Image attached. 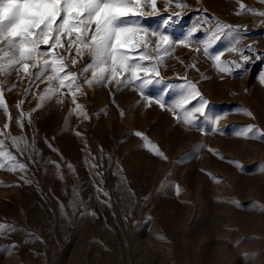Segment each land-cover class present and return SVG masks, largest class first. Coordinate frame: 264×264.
Masks as SVG:
<instances>
[{"label":"rangeland","instance_id":"obj_1","mask_svg":"<svg viewBox=\"0 0 264 264\" xmlns=\"http://www.w3.org/2000/svg\"><path fill=\"white\" fill-rule=\"evenodd\" d=\"M181 2L188 8L165 12L158 0L160 16L144 17L142 23L159 30L162 18L181 12L168 34L179 41L199 25L195 38L202 40L203 18L215 17L240 26L244 38L236 47L251 45L254 53H264V17L247 11L264 12L261 0ZM228 44L223 39L210 52L223 51L225 63L240 59L227 51ZM149 54L156 53L150 49ZM246 68L231 65L230 74L220 73L202 46L175 43L159 66L163 83L149 86L151 97L163 94L171 100L186 77L222 117L214 126L223 133L203 134L178 123L167 108L149 106L132 87L117 92L111 86L84 85V95L76 99L88 119L73 111L69 96L31 111L37 100L25 98L27 81L5 91L13 119L0 110V127L9 123L11 135H23L30 147L21 155L9 146L27 172L0 170V184L14 185L0 187V222L17 225L14 233L0 236V264H264V143L232 135L248 124L264 132V61H250ZM21 100L25 103L16 108ZM22 111L23 129L16 123ZM196 118L201 119L198 113ZM136 132L167 159L144 147ZM75 191L80 193L76 201ZM248 253L254 258L246 259Z\"/></svg>","mask_w":264,"mask_h":264},{"label":"snow or ice","instance_id":"obj_2","mask_svg":"<svg viewBox=\"0 0 264 264\" xmlns=\"http://www.w3.org/2000/svg\"><path fill=\"white\" fill-rule=\"evenodd\" d=\"M157 3L158 0H0V110H3L9 121L13 119L5 102V91L14 90L20 81H27V87L24 88L25 98L32 95L37 100L31 111L39 109L52 99L63 103L64 97L69 96L73 111L84 119L89 118L88 114L76 99L78 95H84V85L111 86L117 92L132 87L142 99L148 101L149 106L156 103L162 110L167 108L178 123L195 127L203 134L223 133L222 129L214 126L222 117L213 112L209 101L203 98L196 84L187 81L186 77L175 98L166 100L163 94L150 96L149 86L163 83L162 78H159V66L164 63L175 43L184 47H190L193 43L202 46L203 55L213 61V66L218 72L226 74L231 73V65L247 71L246 65L250 61H264V53H254L251 45L244 49L236 47L244 38L240 26L224 24L215 17L203 18V24L207 25L204 39L195 38V33L199 30L198 25L177 41L168 34V29L181 17V12L162 18L159 30L142 23L144 17L160 16ZM162 3L165 12L172 7L180 10L188 8L181 0H162ZM239 7L242 11L245 10L243 4ZM247 11L264 17V12H255L252 9ZM239 14L240 12H237V15ZM223 39L229 41L227 51L240 59L225 63L221 60L223 51L210 52V49ZM150 49L156 54L150 55ZM196 51L199 52L200 47H197ZM85 56L89 58L88 62L77 71H72L71 69L80 64ZM89 73L90 75H86ZM13 75L15 82L8 83ZM260 83L264 86V76L260 78ZM40 84L45 87L33 92V87L39 89ZM23 103L25 100L19 101L15 107L20 108ZM197 113L201 119L196 118ZM239 113L252 118V113L245 109H240ZM120 114L124 115L122 111ZM28 115L30 116L31 112ZM24 116L22 111L16 121L22 129L25 126ZM8 129L9 123L0 127V170L25 173L27 164L21 162L17 155L9 150V146L22 155L30 144L23 135L13 136ZM76 135L80 136L81 133L77 132ZM135 135L144 141V147L150 152L161 159H167L143 133L136 132ZM232 135L264 143V132L252 124L234 129ZM67 167L71 169L72 165L68 164ZM92 167L99 168L100 165L93 164ZM56 168L59 169L60 165L56 164ZM261 168L264 169V165H261ZM21 179L30 183L26 176H21ZM13 186L0 184V187ZM97 191L101 189L98 188ZM176 192L179 195V187ZM104 195L107 196L108 193L104 192ZM79 196L80 193L75 191L74 201ZM80 204L82 200L74 206L79 207ZM62 215L67 216L63 212ZM16 230L17 225L0 222V236L10 235ZM36 238L32 236V239ZM156 239L164 238L157 236ZM14 247L13 245V249ZM254 255L248 253L245 257L252 259Z\"/></svg>","mask_w":264,"mask_h":264},{"label":"bare ground","instance_id":"obj_3","mask_svg":"<svg viewBox=\"0 0 264 264\" xmlns=\"http://www.w3.org/2000/svg\"><path fill=\"white\" fill-rule=\"evenodd\" d=\"M180 128V127H179Z\"/></svg>","mask_w":264,"mask_h":264}]
</instances>
